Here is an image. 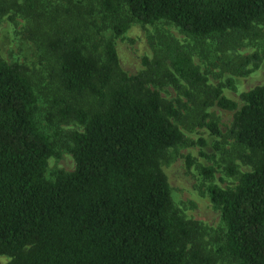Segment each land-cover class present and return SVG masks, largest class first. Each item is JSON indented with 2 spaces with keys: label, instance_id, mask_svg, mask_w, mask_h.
<instances>
[{
  "label": "trees",
  "instance_id": "trees-1",
  "mask_svg": "<svg viewBox=\"0 0 264 264\" xmlns=\"http://www.w3.org/2000/svg\"><path fill=\"white\" fill-rule=\"evenodd\" d=\"M0 0V14L29 26L41 70L0 56V254L5 264H264V84L223 94L193 60V47L162 36L142 69L127 74L114 37L132 22L170 23L218 48L249 35L264 19V0ZM109 30L110 36L102 31ZM98 35V36H97ZM264 54L242 57L255 68ZM47 71L52 86L41 71ZM250 69H246L248 72ZM38 75V83L33 79ZM48 81V82H49ZM170 85L175 100L161 97ZM54 95L47 101V91ZM42 99L43 105L38 101ZM212 105L233 111L230 188L208 185L223 234L208 249L202 226L175 207L163 163L171 148L199 144L179 124L221 131ZM53 131L41 126L42 114ZM73 121L79 129L59 131ZM66 147L71 171L47 174L48 159ZM215 157V154L211 155ZM239 159L246 169L239 171ZM187 166L192 161L185 157ZM213 166H200L211 181Z\"/></svg>",
  "mask_w": 264,
  "mask_h": 264
},
{
  "label": "rangeland",
  "instance_id": "rangeland-1",
  "mask_svg": "<svg viewBox=\"0 0 264 264\" xmlns=\"http://www.w3.org/2000/svg\"><path fill=\"white\" fill-rule=\"evenodd\" d=\"M86 8L90 9L92 3L89 0H83ZM10 12L0 14V56L7 61H24L30 68L41 70L43 62L39 61L36 48L29 36V26L20 15H15L11 19ZM253 33L235 38L228 47L221 50L217 44L211 43L209 39L202 42L199 39L191 38L182 33L178 27L165 22L155 24H141L132 22L126 31L114 37V44L118 55L120 68L127 74H135L142 69V58L152 57L156 44L159 43L160 37H172L184 45L193 47V60L200 66L203 73L206 74L208 81L212 84L222 86L223 94L235 100L240 106L243 101L241 94L257 85L264 84V57L258 62V66L253 68L252 64H243L242 57L251 55L254 52L259 55L264 54V19L254 25ZM105 36H110L109 30H104ZM98 36V35H97ZM246 69H250L245 72ZM44 80L47 82L43 85L46 89L52 86L47 76V71L43 68L41 71ZM36 73L33 79L38 83ZM49 81V82H48ZM162 98L175 100L177 97L176 90L170 85L158 88ZM48 96L45 101L52 98L54 92L47 91ZM39 106L43 105L42 99L38 101ZM210 118L215 120L221 135H212L206 127L190 126L179 124V128L184 135L190 140L202 138L206 144L201 145L187 144L173 153L176 148L170 149L172 154L168 163L162 164V169L167 177V182L171 190V198L175 207L180 214L197 221L202 226L200 241L205 243L208 249H215V241L221 238L223 234V224L220 219V211L210 201L207 195L208 185H217L220 188L233 187L237 180L236 176H230L225 173L224 167L228 164L229 158L224 155L225 152H217L214 149L216 141L222 142L226 147L229 145L228 130L230 128L233 111L224 110L216 105L208 108ZM41 126L47 132H52L50 121L42 114ZM59 131H69L79 129V126L73 121L59 123ZM215 154V157L211 155ZM190 156L192 161L187 166L185 157ZM239 171L246 169V166L239 160L235 159ZM200 166H213L214 177L211 181L203 179L199 172ZM74 168V159L66 147H57L55 153L48 159L47 174L56 169L71 171ZM9 257L0 254V264H5Z\"/></svg>",
  "mask_w": 264,
  "mask_h": 264
}]
</instances>
